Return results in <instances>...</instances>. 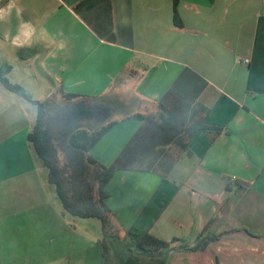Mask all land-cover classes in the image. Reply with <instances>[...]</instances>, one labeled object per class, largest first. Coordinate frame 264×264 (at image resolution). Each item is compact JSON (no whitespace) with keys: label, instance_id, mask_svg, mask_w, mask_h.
Listing matches in <instances>:
<instances>
[{"label":"crops","instance_id":"obj_1","mask_svg":"<svg viewBox=\"0 0 264 264\" xmlns=\"http://www.w3.org/2000/svg\"><path fill=\"white\" fill-rule=\"evenodd\" d=\"M83 1L18 0L21 16L0 21L7 81L32 101L61 87L126 116L158 115L164 101L181 125L199 126L187 151L167 146L159 167L117 171L107 183L113 263L264 264V0H99L73 11ZM23 22L36 33L13 43ZM36 115L0 82V264H100L101 226L63 210L26 140ZM115 120L89 151L104 166L141 126ZM129 233L178 239L174 247L217 239L202 251L149 254L132 249Z\"/></svg>","mask_w":264,"mask_h":264},{"label":"trees","instance_id":"obj_2","mask_svg":"<svg viewBox=\"0 0 264 264\" xmlns=\"http://www.w3.org/2000/svg\"><path fill=\"white\" fill-rule=\"evenodd\" d=\"M99 0H86L73 7L78 12L82 8L90 9ZM25 59L27 53L20 52ZM11 70L7 65L0 70V82L3 86L26 101L36 105L37 115L26 136L35 156L47 170V181L54 187L63 210L79 219H97L101 226V262L114 264L109 241L114 239L111 213L106 206V186L117 171L137 169L140 161L152 159L150 169L157 161V155L167 146L175 145L181 151H187L185 139L199 126L189 127L179 123L174 112L166 109L164 101L159 102L158 115L120 114L115 105L104 97H88L66 93L61 87L53 96L42 102L32 101L28 93L18 85L10 84L5 75ZM186 72L191 73L186 70ZM185 72V73H186ZM127 117L141 121V126L122 150L116 161L104 166L89 154L90 149L113 127L115 117ZM151 161V160H150ZM131 244L142 252L153 254L174 249L187 252L202 251L216 236L199 235L194 244L171 246L170 243L150 235L139 236L129 233Z\"/></svg>","mask_w":264,"mask_h":264},{"label":"clouds","instance_id":"obj_3","mask_svg":"<svg viewBox=\"0 0 264 264\" xmlns=\"http://www.w3.org/2000/svg\"><path fill=\"white\" fill-rule=\"evenodd\" d=\"M13 10H15L18 17L21 16L23 9L18 5V0H8L4 7H0V21H5L10 17ZM35 33L36 28L31 22H23L19 26L18 34L13 38V43L30 44ZM52 43L60 49L65 47V41L63 40L56 42L53 39Z\"/></svg>","mask_w":264,"mask_h":264},{"label":"rangeland","instance_id":"obj_4","mask_svg":"<svg viewBox=\"0 0 264 264\" xmlns=\"http://www.w3.org/2000/svg\"><path fill=\"white\" fill-rule=\"evenodd\" d=\"M18 56H20V54H18ZM11 57V56H10ZM11 59V58H10ZM9 66H11L12 67V65L11 64H8ZM3 66H7V64L5 63ZM2 68V67H1ZM4 69V68H3ZM17 71H15L14 72V77L16 76V73ZM14 78H10V81L11 80H13ZM129 111H130V109H120L118 112L120 113V114H128L129 113ZM167 150H169V149H163L162 151L161 150H159V151H156V153L157 152H159L157 155H160L161 154V152H164V151H167ZM175 151L176 150H178V149H174ZM174 150L172 151V153H174ZM172 153L170 154V155H172ZM150 165L149 164H143V165H137L136 166V168L137 169H147V167H149ZM151 167H153L154 169L155 168H157V167H159V165H156L155 166V164H153V166H151ZM69 218V217H68ZM79 220V219H78ZM93 221L92 222H95L96 224H99V226H100V222L97 220V219H92ZM99 238L101 239V233H99ZM109 246L111 247V253L113 254V252H114V250H115V248L116 247H118V243H117V241H111L110 240V242H109Z\"/></svg>","mask_w":264,"mask_h":264},{"label":"built area","instance_id":"obj_5","mask_svg":"<svg viewBox=\"0 0 264 264\" xmlns=\"http://www.w3.org/2000/svg\"><path fill=\"white\" fill-rule=\"evenodd\" d=\"M242 62H243L244 64H248V60H247V59H244Z\"/></svg>","mask_w":264,"mask_h":264}]
</instances>
